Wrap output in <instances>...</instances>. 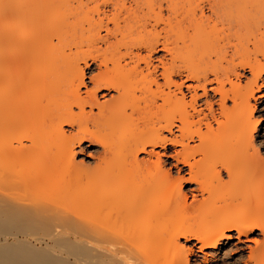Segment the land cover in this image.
<instances>
[{"label": "bare ground", "instance_id": "bare-ground-1", "mask_svg": "<svg viewBox=\"0 0 264 264\" xmlns=\"http://www.w3.org/2000/svg\"><path fill=\"white\" fill-rule=\"evenodd\" d=\"M231 1L0 0V264H264V66L209 58Z\"/></svg>", "mask_w": 264, "mask_h": 264}, {"label": "rangeland", "instance_id": "rangeland-1", "mask_svg": "<svg viewBox=\"0 0 264 264\" xmlns=\"http://www.w3.org/2000/svg\"><path fill=\"white\" fill-rule=\"evenodd\" d=\"M232 2V7H230L231 8V10H230V8H229V10L228 9H224V12H223V14H225L224 15V17H221L222 19H220L221 21L219 22L220 24L217 26V29H216V31H214L213 33H212V35H211V38H210V42H211V44H212V48L214 47V48H216V46H218V48H219V51H221V53L223 52H225V50L228 52V56L227 57H222L223 56V53H222V55H220L219 53H216V52H218V50H216V52L214 53V50H213V52H211L212 51V49H211V51H210V54H211V56H209V58L211 59L210 61H212L213 63H216L217 64V66L218 65H220V66H223V67H227L228 65L229 66H231V65H237L239 62H243V61H245V59L247 60V61H250V62H253V63H255V61H256V59H257V62L256 63H258L259 62V65L260 66H264V62H263V59H262V57H261V55H260V53L258 54V52H255L256 51V49H257V51H258V48H256V46H257V40L260 38V37H262V35H263V33H264V20H263V18L262 19H260V17H257V15H259L260 16V14H258V13H256V11L258 12V11H260L261 12V14H262V10H264V0H232L231 1ZM204 4H205V6H204ZM200 5H201V7L203 8V13H204V15L206 16V17H210V12L208 11V8H207V2L206 1H203V5L200 3ZM262 8V9H261ZM236 10V11H235ZM256 10V11H255ZM241 11H243V14H241ZM245 11H246V16H245ZM247 11H248V13L249 14H247ZM230 12V13H229ZM237 12V13H236ZM255 12V13H254ZM259 12V13H260ZM210 13V14H209ZM223 14H221V15H223ZM229 14V15H228ZM252 14V15H251ZM164 15L166 16L167 15V13L166 12H164ZM208 15V16H207ZM231 15V16H230ZM235 15H236V18H235ZM238 15H239V17H238ZM253 16V18L254 19H252L251 20V18L250 17H247V16ZM241 16H242V18L244 19V18H246V20H248V23L250 22V21H252V23L250 22V24H248L247 22V26H248V28H247V26L246 25H244L243 23V20H242V22L240 23V25H238V23H239V21H237L238 19H241ZM245 16V17H244ZM211 17L212 18H214V16H212L211 15ZM226 17V18H225ZM258 18V19H257ZM250 19V20H249ZM245 20V21H246ZM255 20V21H254ZM256 20L257 21H259V22H256ZM262 20V21H261ZM222 21L224 22V23H222ZM231 22H232V25H231ZM255 22H256V24H255ZM228 23V24H227ZM234 23V24H233ZM236 23V24H235ZM257 23H258V25H257ZM263 23V24H262ZM237 25V26H236ZM242 25V27H238V26H241ZM256 25V26H255ZM243 26L244 27H246V29H244L243 28ZM238 27V28H237ZM257 27V28H256ZM260 27V28H259ZM231 28H232V30H231ZM229 29V30H228ZM256 29V30H255ZM231 30V31H230ZM258 30V31H257ZM263 30V31H262ZM222 31H224V32H222ZM243 31V32H242ZM246 31V32H245ZM229 32V33H228ZM238 34H236V33ZM239 32V33H238ZM258 32H260V33H258ZM241 33V34H240ZM262 33V34H261ZM214 34H216V35H214ZM261 34V35H260ZM227 35V36H226ZM231 35V36H230ZM235 37H234V36ZM260 36V37H259ZM237 37H238V39H237ZM257 38V40H256V38ZM242 38V39H241ZM222 39V40H221ZM229 39V40H228ZM227 40V41H226ZM231 40V41H230ZM225 41V42H224ZM230 41V42H229ZM237 41V42H236ZM240 43H242V44H240ZM255 44H254V43ZM217 43V44H216ZM227 43V44H226ZM234 43V44H233ZM238 43V44H237ZM220 45V46H219ZM226 45H227V47H226ZM234 45H236V46H234ZM223 48H222V47ZM229 46V47H228ZM238 46V47H237ZM239 46H241V47H239ZM255 46V47H254ZM221 48V49H220ZM236 48V49H235ZM237 48H238V50H237ZM242 48H243V50H242ZM255 48V49H254ZM217 49V48H216ZM223 49H225V50H223ZM237 50V54L236 53H234V51H236ZM232 53H231V52ZM214 54V55H213ZM256 54H258V55H256ZM229 55H231V56H229ZM260 55V56H259ZM161 56V53H159L158 55H156L155 57L156 58H158V57H160ZM215 56V57H214ZM218 56V57H217ZM217 57V58H216ZM220 57H222V60H221V58ZM233 57V58H232ZM224 59V60H223ZM220 61V63H219V61ZM242 60V61H241ZM260 60V61H259ZM216 61V62H215ZM211 62V64H213ZM260 62H262L261 64H260ZM228 64V65H227ZM209 65H210V63H209ZM95 67L94 66H92L91 67V70H85V77H86V79L84 80V82H85V84H86V86H88V87H90V85H89V82H88V78L90 77V75L92 74H95V70H93ZM91 71V72H90ZM238 73H240L241 74V79H240V81H242V83H244V82H246V80H250V76H251V74L249 75V72H243V71H240V70H238ZM82 92H84V90L82 89ZM184 92H186L185 90H184ZM101 96H99V100L100 101H103V99L102 98H100ZM253 103V102H252ZM264 102H262V104H261V102L259 103H257L255 106H256V114L254 115V117L256 118L257 116H258V113H259V111H261L262 110V108H264L263 106H264V104H263ZM260 104H261V106H260ZM230 105L231 104H229L228 103V107H230ZM261 109V110H260ZM260 113H263L262 114V117L259 119L261 122H260V126L258 127V130H257V133L255 134V137H254V140L256 141V143H260V144H262V147H264V112L263 111H261ZM65 130L66 131H69V129L68 128H65ZM261 142H263V143H261ZM257 144V145H258ZM101 149H99L97 146H95V145H90L89 143H83L82 144V146L81 147H79V146H76L75 148H74V151H75V158H74V160H75V162H77V163H80V162H82L84 165H86V166H89V167H93V165L95 164V162H96V160L98 159L97 157H99V154H100V151ZM263 151V150H262ZM156 152H158L159 153V155H162V154H164L165 152L164 151H162V150H156ZM262 153H264V152H262ZM167 155V154H166ZM147 156L146 155H141L140 156V159H148V157L146 158ZM153 160H154V158H152ZM161 161H163V162H165L166 164L167 163H169L170 162V160H167V158H166V156L164 157V156H161ZM165 163H164V165H165ZM223 177H224V181H226L227 179L225 178V175L223 174ZM186 189H187V187H186ZM237 210V209H236ZM235 210V211H236ZM238 210H240V208H238ZM264 216V215H263ZM254 238H256V239H258V240H260L261 239V237H257V236H254ZM181 243H183V241H181ZM234 243V242H233ZM232 244V243H231ZM251 246H252V244H250ZM225 249V248H224ZM195 250V249H194ZM225 252H226V249H225ZM220 253V255L222 254L223 255V249H221L220 251H218V253H216V254H219ZM197 254V255H196ZM194 255H196V256H198L199 257V259L202 257V255L201 254H199V253H196V251H195V254ZM200 255V256H199ZM209 255H212V256H209L208 257V260L209 261H211V262H213L212 261V258L213 257H215V255L214 254H211V253H209ZM221 255V256H222ZM200 261L201 260H198L197 261V263L198 264H200ZM208 261V263H211V262H209Z\"/></svg>", "mask_w": 264, "mask_h": 264}]
</instances>
